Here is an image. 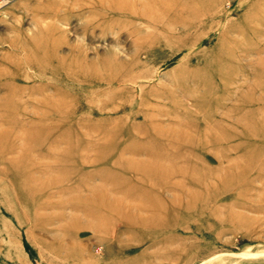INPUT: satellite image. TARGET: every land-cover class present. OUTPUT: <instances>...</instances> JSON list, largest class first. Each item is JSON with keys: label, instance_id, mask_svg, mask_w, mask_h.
I'll return each mask as SVG.
<instances>
[{"label": "rangeland", "instance_id": "rangeland-1", "mask_svg": "<svg viewBox=\"0 0 264 264\" xmlns=\"http://www.w3.org/2000/svg\"><path fill=\"white\" fill-rule=\"evenodd\" d=\"M0 264H264V0L0 7Z\"/></svg>", "mask_w": 264, "mask_h": 264}, {"label": "clouds", "instance_id": "clouds-1", "mask_svg": "<svg viewBox=\"0 0 264 264\" xmlns=\"http://www.w3.org/2000/svg\"><path fill=\"white\" fill-rule=\"evenodd\" d=\"M6 3H8V0H0V7H3Z\"/></svg>", "mask_w": 264, "mask_h": 264}]
</instances>
